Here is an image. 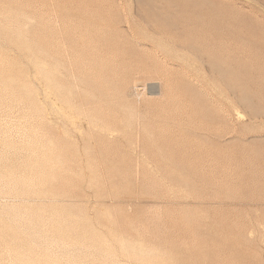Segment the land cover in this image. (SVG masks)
<instances>
[{"label":"rangeland","instance_id":"obj_1","mask_svg":"<svg viewBox=\"0 0 264 264\" xmlns=\"http://www.w3.org/2000/svg\"><path fill=\"white\" fill-rule=\"evenodd\" d=\"M0 264H264V0H0Z\"/></svg>","mask_w":264,"mask_h":264},{"label":"bare ground","instance_id":"obj_2","mask_svg":"<svg viewBox=\"0 0 264 264\" xmlns=\"http://www.w3.org/2000/svg\"><path fill=\"white\" fill-rule=\"evenodd\" d=\"M210 26V25H209ZM210 28V27H209ZM155 30V29H154ZM220 30V29H219ZM155 32V31H154ZM155 34H157V33H155ZM182 38V37H181ZM177 42V41H176ZM178 45V44H177ZM188 46L190 45V43L189 44H187ZM192 45V44H191ZM178 46H180V45H178ZM190 47V46H189ZM192 47V46H191ZM194 47V46H193ZM192 47V48H193ZM180 48V47H179ZM182 48V47H181ZM191 49V48H190ZM212 49V48H211ZM201 59V58H200ZM214 60V59H213ZM209 62V61H208ZM210 63H212L211 61H210ZM209 64V63H208ZM214 64H216V62L214 63ZM217 65V64H216ZM218 67H219V65H217ZM221 66V65H220ZM223 69H224V67H223ZM221 70H222V68H221ZM220 70V71H221ZM223 72H225L224 70H223ZM218 75H219V73H218ZM225 75V74H224ZM224 75H221V76H224ZM81 79H82V77H81ZM222 79H225V78H223L222 77ZM142 80H143V78H142ZM221 80V79H220ZM137 81H138V79H137ZM86 82H89V81H86ZM108 82V81H107ZM139 82H140V80H139ZM82 83V82H81ZM184 83V82H183ZM94 85V84H93ZM96 88V87H95ZM108 88V87H107ZM134 88V87H133ZM137 89V88H136ZM98 90V89H97ZM120 91V90H119ZM138 91V90H137ZM88 92V91H87ZM114 93V92H113ZM140 95V94H139ZM116 96V95H115ZM137 97H139V96H137ZM80 98V97H79ZM100 102V101H99ZM110 103V102H109ZM116 104H118V103H116ZM120 104V103H119ZM126 104V103H125ZM93 106V105H92ZM107 106V105H106ZM85 109V108H84ZM111 109V108H110ZM117 110V109H116ZM98 111V110H97ZM111 111V110H110ZM97 115V114H96ZM104 116V115H103ZM101 117V116H100ZM111 117H113V116H111ZM98 118V117H97ZM102 118V117H101ZM101 118H100V120H101ZM109 120V119H108ZM91 121V120H90ZM104 121V120H103ZM95 121H93V122H91V123H94ZM102 122V121H101ZM104 125V124H103ZM92 132V131H91ZM95 132V131H94ZM92 134H93V132H92ZM107 147V146H106ZM105 147V148H106ZM166 159V158H165ZM164 159V160H165ZM172 163V162H171ZM170 164V163H169ZM171 166V165H170ZM174 166V165H173Z\"/></svg>","mask_w":264,"mask_h":264}]
</instances>
